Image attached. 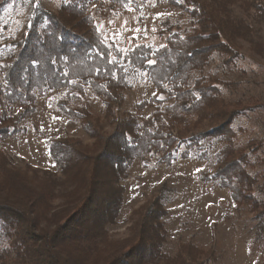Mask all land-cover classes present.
Here are the masks:
<instances>
[{"label":"trees","instance_id":"trees-1","mask_svg":"<svg viewBox=\"0 0 264 264\" xmlns=\"http://www.w3.org/2000/svg\"><path fill=\"white\" fill-rule=\"evenodd\" d=\"M156 2L179 11L168 24L165 43L123 52L96 30L94 13L126 11V0H65L55 10L29 0L25 27L1 57L0 138L20 130L39 96L66 89L69 97H80L87 86L102 98L114 129L103 132L87 105L69 108L94 144L53 141L57 170L33 169L32 177L4 165L0 152V264H211V256L191 244L174 254L165 250L161 195L137 211L125 239H110L107 228L120 214L122 180L136 160L172 165L179 158L204 157L202 144L209 139L222 146L205 179L228 189L263 220L264 185L250 168L251 154L264 140L237 144L233 128L242 113L262 104L228 100L223 89L239 87L242 78L225 75L238 66L245 48L264 59V0ZM217 56L222 70H207ZM149 59L157 63L149 65ZM143 74L156 95L136 105L141 113L123 111L125 92Z\"/></svg>","mask_w":264,"mask_h":264},{"label":"rangeland","instance_id":"rangeland-1","mask_svg":"<svg viewBox=\"0 0 264 264\" xmlns=\"http://www.w3.org/2000/svg\"><path fill=\"white\" fill-rule=\"evenodd\" d=\"M40 1L42 7L55 10L65 0ZM28 11L29 0H0V62L1 57L6 56L7 44L20 37ZM157 13L165 15L157 16ZM178 14L179 11L166 2L137 0V4L132 2L126 11L116 7L109 16L98 13L94 16L110 46L127 52L139 44L163 45L168 24L175 22ZM261 34L264 37V23ZM243 54L238 66H231L225 75L229 80L242 78L241 83L236 89L224 88L225 97L248 103L258 101L262 105L242 113L235 120L233 128L237 144L252 139L264 140V59L253 56L246 48ZM207 70L220 72V57H215ZM155 92L146 74L139 76L133 87L125 92L123 111L137 112L136 105L151 99ZM85 105L94 118H98L103 132L114 129L105 118L102 98L88 86L84 95L75 98L69 97L66 89L50 91L39 96L36 110L18 124L20 130L0 138L2 163L32 177L33 169L57 170L58 165L50 151L53 141L73 138L92 146L94 137L83 128L78 117L67 111ZM149 112L150 109L144 111L145 114ZM2 113L0 100V116ZM221 146V142L209 139L202 144L204 150L201 152L207 151L204 157L179 158L172 165H148L136 160L129 168L128 177L122 180L125 189L120 214L115 222L107 225L110 239H125L138 217L137 211L161 195L166 212L164 248L167 252L174 254L181 246L191 244L203 250V255L211 256V264H264V217L260 222L251 207L236 202L228 189L204 177L215 169ZM251 162L254 165L250 172L264 185V144L251 154ZM2 242L0 240V245Z\"/></svg>","mask_w":264,"mask_h":264},{"label":"snow or ice","instance_id":"snow-or-ice-1","mask_svg":"<svg viewBox=\"0 0 264 264\" xmlns=\"http://www.w3.org/2000/svg\"><path fill=\"white\" fill-rule=\"evenodd\" d=\"M30 2H31V0H30ZM121 2H125V0H121ZM132 2H133V0H126L127 4H131ZM181 2H182V0H181ZM36 3L39 4V0H36ZM162 15H165V14L164 13H157V16H162ZM168 15H170V14H168ZM96 30L98 31L99 29L97 28ZM147 62H148L149 65H154L155 63H157L156 60H151V59H149ZM65 78H67V73L65 74ZM153 95H156V94L153 93ZM159 98L162 99L163 97H159ZM197 171L199 172V171H202V170L201 169H197Z\"/></svg>","mask_w":264,"mask_h":264}]
</instances>
